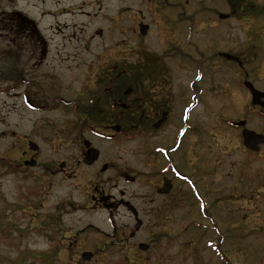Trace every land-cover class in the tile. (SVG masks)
I'll return each mask as SVG.
<instances>
[{
  "label": "flooded vegetation",
  "instance_id": "obj_1",
  "mask_svg": "<svg viewBox=\"0 0 264 264\" xmlns=\"http://www.w3.org/2000/svg\"><path fill=\"white\" fill-rule=\"evenodd\" d=\"M44 1L45 9L40 11V2L37 10L40 12L33 17L17 6V0H0V93L11 92L17 98L38 100L37 103L50 106V109L59 106L63 111L60 115L63 125L55 132V137L62 139L57 146L65 155L55 161L51 157L48 164H42L38 156L41 146L30 149L27 139L22 148H15L13 170L26 173L40 169L44 177L73 180L87 170L93 178L109 175L108 179L122 180L126 185L137 184L140 180L141 193L135 195H127L124 189L104 192L96 183L86 191L92 208L104 207L113 217L112 237L119 235L123 238L127 233V239H134L146 224L151 228L163 226L164 218L169 217L166 212H179L182 194L186 195L190 211L194 203L192 189L188 182L180 179L186 177L190 181V178L181 172V168L186 171L195 166L199 175L211 169L210 140L201 139L209 130L204 128L202 131L193 114L196 101L203 99L206 103V99H210L211 69L220 67L221 74L228 79L227 69L231 68L230 80L240 84L238 87L249 101L250 91L243 82L249 81L264 92V85L257 83H264V70L260 73L262 67L245 66L242 55L229 52L222 38L227 28L215 27L210 34V26L217 24L213 17L207 21L209 28L203 29L206 45L200 50V42L194 33V14L185 18L178 9L177 0H133V3L116 0L118 4L111 12L105 5L109 0H77L79 3L72 10L62 3L63 0ZM225 2L231 11L217 13L218 23L245 17L249 9L256 15L264 13V5L249 0ZM88 4L90 10L84 8ZM103 6L107 10L104 11L106 19L112 21L110 33L114 34L112 40H116L114 46L125 47L122 48L123 61L106 63L82 59L83 52L91 46L89 40L96 35L104 37L106 31L101 27L93 29L80 44H75L77 34L74 31L67 33V24L64 23V29L50 30L49 33V28L41 25L44 16L61 23L73 10L86 16L93 10L90 16L96 18ZM180 20L186 21L187 25L181 36L179 27H176ZM116 25L123 35L121 39L112 29ZM143 25L146 27L141 33ZM53 38L59 42L52 44ZM213 41L217 45L211 50ZM223 52L235 59L227 58ZM180 64L185 67L187 76L178 74ZM83 76L88 78L85 82ZM246 108L264 116L259 105L247 104ZM245 121L247 125V118ZM94 139L124 141L129 147L124 168L116 165L112 158L102 156ZM90 147L97 149L98 155L89 160L86 151ZM130 155L139 160L140 169L138 161H132ZM31 159L33 164L26 163ZM3 161L0 156V162ZM121 208L125 210L127 220L118 223L115 213ZM137 219L141 223L137 224ZM148 242L147 249L141 251L143 260L150 256L148 251L156 240L150 238ZM138 243L136 248L131 245L134 251L132 256L126 254V258L135 259V254L139 256ZM170 259L173 264L174 260ZM220 264H226L225 260L222 259Z\"/></svg>",
  "mask_w": 264,
  "mask_h": 264
},
{
  "label": "rangeland",
  "instance_id": "obj_2",
  "mask_svg": "<svg viewBox=\"0 0 264 264\" xmlns=\"http://www.w3.org/2000/svg\"><path fill=\"white\" fill-rule=\"evenodd\" d=\"M63 1L70 10L79 3L77 0ZM177 1L185 18L194 14V33L200 42V50L206 45L203 29L209 28L207 21L213 17L217 24L210 26V34L215 27L227 28L222 38L229 52L242 55L245 66L258 65L262 67L260 73L264 70V13L218 23L217 13L231 11L226 0H187V4L185 0ZM249 1L264 5V0ZM17 2L19 8H24L33 17L45 9L44 0ZM39 4L40 11L37 12ZM117 4L116 0H109L105 5L111 12ZM104 6L96 18L90 16L93 10L87 16L73 10L61 23L44 16L41 25L49 28V33L50 30L64 29V23L67 24V33L74 31L77 34L75 44H80L93 29L101 27L106 31L104 37L96 35L90 39L89 52L84 51L82 59L106 63L123 61L125 47L114 46L116 40H112L114 34L110 33L112 21L106 19ZM84 8L90 10V5ZM186 20L190 23L189 19ZM176 25L181 36L186 30V21L180 20ZM112 29L117 38L123 37L117 25ZM57 41L53 38L52 44ZM216 45L217 42L213 41L210 49ZM179 66L178 74L187 76L185 67ZM211 71L210 102L207 99L206 103L203 99L196 101L193 111L201 130H209L201 139L210 140L211 169L199 175L195 166L186 171L181 168L193 188L194 203L190 211L186 207H180L178 213L168 211L166 215L169 217L164 218L163 226L151 228L146 224L134 239H127V233L123 238L119 235L112 237L107 210L92 208L86 191L96 183L104 192L124 189L127 195H135L141 193L140 180L137 184L126 185L122 180L108 179L109 175L93 178L87 170H83V175L78 171L80 177L75 180L44 177L40 169L34 170L35 173H17L13 166L10 168L7 163L5 166L0 162V264H172L170 258L174 260L173 264H220L222 259L226 264H264V145L256 153L248 151L241 143L239 128L228 125L229 120L247 118L246 127L264 133V116L246 108L250 103L245 92L238 87L240 84L230 80L231 68L227 69L228 79L218 66L212 67ZM93 75L90 74L91 81ZM87 79L83 76V82ZM257 83L264 85L263 82ZM36 101L17 98L11 92L0 93L1 159L12 163L15 148H22L27 139L41 146L38 156L42 164H48L51 157L55 161L65 155L57 146L62 139L55 137V132L63 125L62 109L59 106L50 109V106H42ZM94 141L100 146L102 156L112 158L116 165L124 168L129 149L124 141ZM66 151L70 153V150ZM130 158L138 161L140 169L139 160L131 155ZM180 200L187 204L186 195L182 194ZM115 215L118 223L127 220L122 208ZM150 238L156 242L148 251V259L143 260L140 250L138 257L133 256L135 259L125 257L126 254L132 256L131 245L136 248V242H148ZM83 250L94 252L90 261L80 259Z\"/></svg>",
  "mask_w": 264,
  "mask_h": 264
},
{
  "label": "water",
  "instance_id": "obj_3",
  "mask_svg": "<svg viewBox=\"0 0 264 264\" xmlns=\"http://www.w3.org/2000/svg\"><path fill=\"white\" fill-rule=\"evenodd\" d=\"M144 28H145V25L141 26V28H140L141 33L144 32ZM222 54L224 56H226L227 58H234L235 59L234 56H232L226 52H223ZM244 85L250 89L251 104H259L260 106H262L264 108V99L261 100V97L264 98V92L254 88L253 85L248 81H245ZM230 124L235 125V126H242L245 124V120L241 119V120H237V121H230ZM241 137H242V142H243L244 146L248 149H251L252 151H257L259 149V145L264 143V134L255 132L254 130H251V129H248L245 127H243V129L241 130ZM28 145L31 149H35L37 147L36 144H34L32 141H29ZM97 153L98 152L95 148L90 147L86 151V158L89 160L94 159L97 157ZM26 163L33 164V160L32 159L28 160V161H26ZM126 203H128V202H126ZM126 206H128V205H126ZM133 214H136V212L134 210H133ZM137 223H140V221L138 220ZM139 247L145 249L147 247V245L140 243ZM91 255H92V253L90 251H83L81 253V257L83 259H90Z\"/></svg>",
  "mask_w": 264,
  "mask_h": 264
},
{
  "label": "trees",
  "instance_id": "obj_4",
  "mask_svg": "<svg viewBox=\"0 0 264 264\" xmlns=\"http://www.w3.org/2000/svg\"><path fill=\"white\" fill-rule=\"evenodd\" d=\"M251 12H252V10L249 9V10H248V13H251Z\"/></svg>",
  "mask_w": 264,
  "mask_h": 264
}]
</instances>
